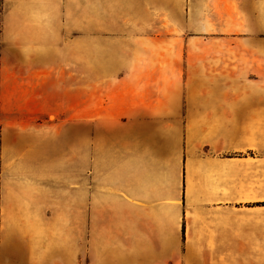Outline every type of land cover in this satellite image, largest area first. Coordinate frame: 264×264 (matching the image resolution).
I'll use <instances>...</instances> for the list:
<instances>
[{
	"label": "crops",
	"instance_id": "obj_1",
	"mask_svg": "<svg viewBox=\"0 0 264 264\" xmlns=\"http://www.w3.org/2000/svg\"><path fill=\"white\" fill-rule=\"evenodd\" d=\"M149 1L0 0V47L144 32L145 7L179 4ZM199 1L182 88L168 76L173 104L160 103L167 69L148 61L143 85L101 105L108 133L90 155L84 114L76 147L58 154L37 149L43 135L2 130L0 264H264V0Z\"/></svg>",
	"mask_w": 264,
	"mask_h": 264
},
{
	"label": "rangeland",
	"instance_id": "obj_2",
	"mask_svg": "<svg viewBox=\"0 0 264 264\" xmlns=\"http://www.w3.org/2000/svg\"><path fill=\"white\" fill-rule=\"evenodd\" d=\"M157 2L159 5L155 2L145 7V11L154 15L145 19L144 32H67L61 33L63 39L55 33L53 47H0V133L5 127L17 130L27 143L33 136L43 135L37 141V149L42 147L43 153H47L45 146L50 144L54 150H47L58 154L68 151L69 146L76 147L78 119L85 117L87 155H90L95 138L108 133L100 121H94L95 116L107 113L101 105L112 99L113 87L143 85L148 61H156L150 63L152 68L167 69L164 73L169 94L161 97L160 103L173 104L175 84L169 85L168 76L175 75L182 88L186 42L195 34L190 30V17L192 12L200 11L203 1L176 0L180 8L179 4L170 5L172 1ZM168 15L176 18L181 30H169ZM36 54L47 55L48 64L37 63L33 58ZM154 76L158 78V73ZM157 86L158 80L149 87L157 89ZM141 96L125 98L132 103ZM48 137L52 140L46 143ZM15 141L12 136V143Z\"/></svg>",
	"mask_w": 264,
	"mask_h": 264
}]
</instances>
